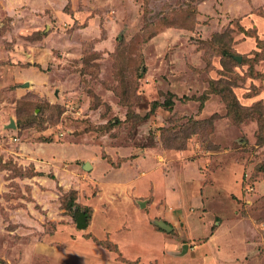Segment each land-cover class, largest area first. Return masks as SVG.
Masks as SVG:
<instances>
[{
  "label": "rangeland",
  "instance_id": "rangeland-1",
  "mask_svg": "<svg viewBox=\"0 0 264 264\" xmlns=\"http://www.w3.org/2000/svg\"><path fill=\"white\" fill-rule=\"evenodd\" d=\"M258 114L264 0H0V264H264Z\"/></svg>",
  "mask_w": 264,
  "mask_h": 264
},
{
  "label": "crops",
  "instance_id": "crops-1",
  "mask_svg": "<svg viewBox=\"0 0 264 264\" xmlns=\"http://www.w3.org/2000/svg\"><path fill=\"white\" fill-rule=\"evenodd\" d=\"M27 84V83H26ZM26 84H24V85H26ZM23 85V86H24ZM87 163L88 162H86L83 166H84V169H86L85 167L86 166H88L87 165ZM88 164H90V163H88ZM90 166H91V168H92V165L90 164ZM90 167L88 168V169H86V170H90L91 169ZM128 197H130V195H128ZM132 199V198H131ZM141 204H143V205H141V206H144V203L143 202H141ZM127 207H129V208H131L132 209V211H133V217L137 220L138 219V217H140L141 215L143 216V212L141 211H139V207H137V206H135V205H133V202H130L128 205H127ZM116 208H118V207H116ZM119 209V208H118ZM120 213H121V216H123V217H125L124 219H116L115 221H116V223H114V224H111V226H110V228L108 229V230H106V231H103V229H101V228H98L97 230H96V233L98 234V236H100V237H104V235H106V232H109V236H110V239L111 240H115V241H120V243H122V247H121V249H120V252L123 254V257L124 258H126V259H128L127 261H129V262H131V261H134V260H138L139 258H140V256H143L142 254H140V253H133V254H131V253H129V254H127L126 252L128 251V252H130V249L128 248V244H131V245H133V247L134 248H136V246H137V244L139 245V243H142L141 241H142V238H139V239H137L136 237H134V238H131L130 237V235H129V233H126L125 235H123V236H121V237H119V238H115V236L117 237V235H119V234H122V233H125V232H129L131 229H130V227H129V223H130V221L128 222V219L126 218V217H128V216H125V215H123V213L125 214V210H123L122 212L120 211ZM87 216V215H86ZM144 218H145V221H146V223H149V221H150V218H149V216L148 215H145V216H143ZM125 221V223H123V228L124 229H122L121 231L119 230V224H121L122 223V221ZM108 221V220H107ZM159 221H161V220H159ZM165 222V221H164ZM87 223H88V216H87ZM150 223H151V221H150ZM165 223H167L168 225H170V226H172V230H170V231H167V230H165L164 228H162L161 226H159V225H157V224H155V222H154V224H153V226H154V228H153V231H152V234L153 235H156V236H159L160 238H162L163 240H165L164 238H163V233L166 231V232H173L174 231V227H173V225L172 224H169L168 222H165ZM157 227V228H156ZM119 231V232H118ZM126 240H130V242L128 243ZM145 243H148V241H146ZM188 245H185V249L183 250V254L186 252V247H187ZM146 247H150V244H148V245H146ZM125 249V250H124ZM189 249V248H188ZM144 254V253H143ZM146 255H147V253H145ZM129 255H132V256H129ZM129 256V257H128ZM108 257H111V258H114L115 257V255H113V254H109L108 255ZM128 257V258H127ZM115 261V263L116 262H118L117 260H114ZM172 261H174L173 259H172ZM103 264H105V263H103Z\"/></svg>",
  "mask_w": 264,
  "mask_h": 264
},
{
  "label": "water",
  "instance_id": "water-1",
  "mask_svg": "<svg viewBox=\"0 0 264 264\" xmlns=\"http://www.w3.org/2000/svg\"><path fill=\"white\" fill-rule=\"evenodd\" d=\"M241 60V59H240ZM24 86H29V84L27 83ZM8 127L10 128H16V124L14 123V120L11 119L10 124L8 125ZM88 166H86L85 168L88 169L89 167L91 168L90 164L87 163ZM76 220H77V226L80 229L85 228L88 223H87V216L85 214V212H81L80 210L76 211ZM159 226H161L162 228H164L167 231L172 230V226L168 225L167 223H165L164 221H160L159 222Z\"/></svg>",
  "mask_w": 264,
  "mask_h": 264
},
{
  "label": "trees",
  "instance_id": "trees-1",
  "mask_svg": "<svg viewBox=\"0 0 264 264\" xmlns=\"http://www.w3.org/2000/svg\"><path fill=\"white\" fill-rule=\"evenodd\" d=\"M226 91H228V93H233L232 92V90L228 87L227 89H226ZM234 98H235V96H234ZM236 99V98H235ZM237 100V99H236ZM259 104V103H258ZM257 105V104H256ZM239 108V104H238V102H236V105H234L233 106V108H231V106H230V114H231V116H232V118L235 120V121H237V122H240L241 121V119H237V118H239V115H240V112L239 111H237V109ZM247 109H250V110H252V108H247ZM236 111V112H235ZM254 114V113H253ZM258 116H260V117H263L264 115H262V114H258Z\"/></svg>",
  "mask_w": 264,
  "mask_h": 264
}]
</instances>
